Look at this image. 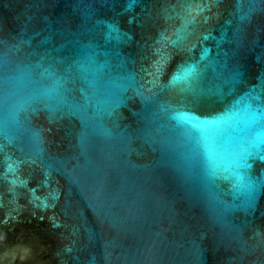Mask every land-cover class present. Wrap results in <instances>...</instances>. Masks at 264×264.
Returning a JSON list of instances; mask_svg holds the SVG:
<instances>
[{
	"label": "water",
	"instance_id": "obj_1",
	"mask_svg": "<svg viewBox=\"0 0 264 264\" xmlns=\"http://www.w3.org/2000/svg\"><path fill=\"white\" fill-rule=\"evenodd\" d=\"M262 182L264 0H0V264H264Z\"/></svg>",
	"mask_w": 264,
	"mask_h": 264
},
{
	"label": "snow or ice",
	"instance_id": "obj_2",
	"mask_svg": "<svg viewBox=\"0 0 264 264\" xmlns=\"http://www.w3.org/2000/svg\"><path fill=\"white\" fill-rule=\"evenodd\" d=\"M206 123H213V122H206ZM249 188H250V191H251L252 190L251 184L249 185ZM261 188H264V182L261 183ZM45 206H47L46 202H45Z\"/></svg>",
	"mask_w": 264,
	"mask_h": 264
}]
</instances>
